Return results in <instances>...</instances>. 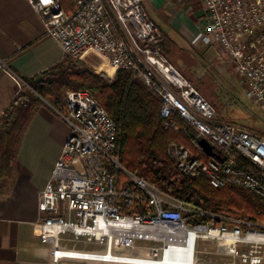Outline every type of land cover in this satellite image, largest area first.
<instances>
[{
    "label": "built area",
    "instance_id": "obj_1",
    "mask_svg": "<svg viewBox=\"0 0 264 264\" xmlns=\"http://www.w3.org/2000/svg\"><path fill=\"white\" fill-rule=\"evenodd\" d=\"M200 1L207 21L188 46L200 42L218 46L264 120V0ZM28 2L65 58L78 61L93 52L103 59L106 73L132 71L162 100L165 129L178 130L176 118L181 117L223 158L205 161L173 143L169 155L180 172L202 173L215 188L237 187L264 199V136L219 121L216 107L162 50L161 32L144 0H71L69 11L60 0ZM0 66L19 86L13 104L0 114L4 131L5 121L15 114L13 108L26 107L31 93L39 94L6 63L0 61ZM66 105L67 113L60 115L70 134L39 200L36 228L44 243L57 251L65 240L106 246L105 253L77 256L94 262L113 256L148 262L192 247L193 257L183 264H264V223L192 205L127 169L118 153L120 129L91 90L68 92ZM138 241L156 245L139 246ZM201 241L216 247L207 262L198 261Z\"/></svg>",
    "mask_w": 264,
    "mask_h": 264
},
{
    "label": "crops",
    "instance_id": "obj_2",
    "mask_svg": "<svg viewBox=\"0 0 264 264\" xmlns=\"http://www.w3.org/2000/svg\"><path fill=\"white\" fill-rule=\"evenodd\" d=\"M151 1L160 11L170 10L171 14L176 10L172 0ZM160 14L167 17L163 11ZM181 16L184 22L177 20L183 29L175 27L174 33H169L150 15L161 32L162 41L164 36L175 41L173 55L176 65L184 70L189 60L185 52L194 53L196 50L193 48L196 49L200 44L209 49L213 46L200 42L189 47V42L207 20L197 24L183 13ZM176 35L183 38L182 44L178 43ZM197 53L194 54L198 58ZM65 60L60 44L46 35L42 18L28 0H0V61L29 81L61 66ZM188 75H191L189 71ZM198 85H204L203 81L198 82ZM18 90L17 82L0 66V114L13 103ZM32 100L34 115L13 161V172L0 180V264H87V259L77 257H82L81 253L87 252V249L61 248L57 251L52 244L44 243L37 234L41 191L49 182L55 164L61 157L70 126L60 115L67 113L66 101L56 107L38 98ZM57 252H70L74 256H60ZM87 257L100 259L89 254ZM127 258L129 260L113 256L110 261L138 262L135 257Z\"/></svg>",
    "mask_w": 264,
    "mask_h": 264
},
{
    "label": "trees",
    "instance_id": "obj_3",
    "mask_svg": "<svg viewBox=\"0 0 264 264\" xmlns=\"http://www.w3.org/2000/svg\"><path fill=\"white\" fill-rule=\"evenodd\" d=\"M60 1L67 11L72 9L71 0ZM175 45L168 36L163 37L161 48L173 63H176ZM68 60L66 58L61 66L39 78L29 80V84L56 107L66 101L68 91L91 90L120 129L118 153L127 169L192 205L213 213L264 223V199L237 187L215 188L204 174H185L177 169L169 155L173 143L186 146L202 160L211 157L199 146L201 137L187 120L176 118L178 130L164 128L162 100L132 71L96 72L82 59L76 64ZM197 87L207 92L205 85ZM31 95L32 99L37 98L35 94ZM32 102L26 107H14L16 118L10 122L8 132H0V180L13 172V161L34 115ZM261 118L258 114L247 125L252 129L250 131L264 136V128L259 126L261 120L264 122ZM226 123L239 125V121Z\"/></svg>",
    "mask_w": 264,
    "mask_h": 264
},
{
    "label": "rangeland",
    "instance_id": "obj_4",
    "mask_svg": "<svg viewBox=\"0 0 264 264\" xmlns=\"http://www.w3.org/2000/svg\"><path fill=\"white\" fill-rule=\"evenodd\" d=\"M172 1L175 3L176 10L174 11V13L170 14L169 12L170 10L167 11L161 9V11L166 13L167 17H164L160 14L161 13L160 9H158L157 6L152 3L151 0H144V4L146 6L149 15H151L155 19V21H157L162 26V28L165 31L169 33H174L175 27L183 29L181 23H179V21L177 20L180 19L181 21L184 22L181 13L187 16L192 22L197 24L207 20V13L200 0H196V1L172 0ZM177 39H178V43L182 44L181 40L183 38L177 36ZM193 50H196L194 51V53L198 52L197 53L198 58L195 56L193 52L192 53L185 52L186 56L189 57L187 65L185 66L184 69L185 71L182 69L180 70L176 65L177 63L175 62L172 63L216 107L219 119L222 122L239 121L240 126L250 130L251 128L247 124L253 122L254 117L258 116V114L262 116V113L260 109L256 107L252 103V101L248 98L245 85L240 81L232 65L228 63L227 61L228 59L226 55L220 50L218 46H213L212 48L209 49L207 46L200 44L198 47H196V49L193 48ZM68 59L70 63H74V64L78 63L79 61V60L78 61L72 60L70 58ZM82 60L85 62L88 68H91L96 72H104L105 65L100 55L93 52H88L84 55ZM195 64L198 65V67H196ZM188 71L195 78L192 77L191 75H188ZM111 72L112 71H110L109 73ZM201 81H203L206 87L205 90L207 92L205 93L202 92L197 87L198 82ZM36 97L42 102L50 103L46 98H44L40 94L38 96L36 95ZM13 113L15 114L9 117V119L7 120L9 123L5 121L6 124L8 123L7 124L8 126L6 125L7 130L10 125V122L17 116L16 110L13 111ZM259 126L264 128V122L262 120L260 121ZM6 129L4 131H6ZM4 131L1 130L0 132L3 133ZM137 245L152 247L155 246L156 244L150 241H138ZM61 247L70 248V249H82V250L87 249V252L105 253L107 251L106 246L101 245L99 243L88 242V241L87 243L83 241L82 242L61 241ZM215 249L216 247L212 244H209V242L201 241L199 243V250L201 251V253L198 255V261L207 262L210 258L209 255H212ZM126 252L130 254V250H126ZM222 262H230V258H223ZM145 263L151 264L149 262H145ZM87 264H116V263L110 261L94 262L87 260Z\"/></svg>",
    "mask_w": 264,
    "mask_h": 264
},
{
    "label": "bare ground",
    "instance_id": "obj_5",
    "mask_svg": "<svg viewBox=\"0 0 264 264\" xmlns=\"http://www.w3.org/2000/svg\"><path fill=\"white\" fill-rule=\"evenodd\" d=\"M193 248L190 247L186 253L183 252H170L168 251L164 258L159 260H149L148 262L151 264H183L184 261L188 262V259L191 260L193 257Z\"/></svg>",
    "mask_w": 264,
    "mask_h": 264
},
{
    "label": "water",
    "instance_id": "obj_6",
    "mask_svg": "<svg viewBox=\"0 0 264 264\" xmlns=\"http://www.w3.org/2000/svg\"><path fill=\"white\" fill-rule=\"evenodd\" d=\"M199 146L203 149L208 157L215 158L220 161L223 160L216 147L207 138H201L199 141Z\"/></svg>",
    "mask_w": 264,
    "mask_h": 264
}]
</instances>
